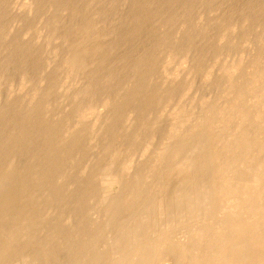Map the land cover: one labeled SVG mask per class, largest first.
I'll return each instance as SVG.
<instances>
[{
  "label": "bare ground",
  "instance_id": "bare-ground-1",
  "mask_svg": "<svg viewBox=\"0 0 264 264\" xmlns=\"http://www.w3.org/2000/svg\"><path fill=\"white\" fill-rule=\"evenodd\" d=\"M105 1L111 7L127 3L128 12L122 6L123 10H119L127 14L122 17L115 7L102 9ZM219 1L222 0L30 2L36 10L35 14L31 12L34 18L42 5L59 14L67 11L69 15H65L73 23L70 32L57 34L58 16L48 13L53 17L49 21L51 31L47 27L49 37L43 41L59 35L61 39L53 41L62 42L64 38L68 44L67 49L65 42L57 45L60 48L64 44L66 50L64 54L58 49L61 55L55 52L60 65L51 62V54L46 53L47 60L50 58L46 64L50 68L51 63L57 64L49 79L58 76L61 66L69 76L81 72L73 78L83 76L88 81L85 79L87 82L76 88L78 91L72 88V102L66 99L71 106L65 100L64 103L65 95L62 100L56 96L55 80L48 86L40 84L39 72L40 83L33 80V84L40 86L31 90L30 98L23 92L28 102L15 99L16 90L9 93L13 97L14 91L15 98L6 95L9 100L5 103L0 94V264H264V0H228L229 11L223 9L229 13L239 11L236 20L231 15L221 17L223 13L219 16L220 8L215 18L212 15L206 19L205 13L217 10ZM5 3L9 1L0 0V5ZM30 3L24 8L29 10ZM203 9L206 12L202 15ZM13 10L9 12L15 13ZM22 17L17 23L19 28ZM6 20H2L4 27ZM110 20H116L118 25H109ZM37 23V28L43 24ZM211 25L218 29L215 35L212 33L215 41L210 39V44L196 46L201 37L207 40ZM9 28L7 32L1 25L0 36L4 31L5 36L12 34L9 30L13 28ZM35 33L38 35L36 30ZM2 37L4 41L11 38ZM121 40L126 46L121 45ZM138 40L141 53L133 47L138 46ZM25 41L17 42L21 44L16 46L18 54H23L21 58L33 55L28 64L32 59L30 62L38 66L41 52L35 48L39 53H30L35 52L32 45L26 46L31 39L26 48L22 46ZM32 41L36 45L37 41ZM46 46L45 43L41 50L48 52ZM121 46L125 50L118 54ZM223 53L230 55L224 57ZM175 59L191 75L190 80L181 71L186 76H180L184 82L178 81V72H173L172 77L170 64ZM208 60L211 63L206 64ZM18 62L21 63L18 59L15 64ZM9 66L7 70L12 74ZM50 68L45 71L52 72ZM18 70L14 68L16 73L13 72L17 75ZM26 72L27 68L19 72L21 82L17 83L22 88L32 78V70L28 71L31 78ZM195 75L209 93L214 91L211 95L208 91L199 95ZM67 76L62 79L64 83L69 81ZM2 80L1 77L0 87L4 85L1 83L6 85ZM30 84L33 85L31 80ZM44 85L46 89L38 88ZM193 86L198 91L193 98L182 93ZM98 91L100 98L95 93ZM179 94L185 95L187 102L190 97L192 107ZM61 101L69 105L68 113L75 114L74 121L65 110L59 114L56 103ZM123 118L133 121L132 125L122 122ZM165 118L169 123L163 126ZM122 123L127 130H123ZM100 134L103 138L107 135L104 142H100ZM141 147L143 157L136 160L133 153L138 152L134 150ZM101 189L105 195L99 198Z\"/></svg>",
  "mask_w": 264,
  "mask_h": 264
},
{
  "label": "rangeland",
  "instance_id": "rangeland-1",
  "mask_svg": "<svg viewBox=\"0 0 264 264\" xmlns=\"http://www.w3.org/2000/svg\"><path fill=\"white\" fill-rule=\"evenodd\" d=\"M6 1H9V4H6V3H5V5H3V4L0 5V14L2 13V15H0V16H3V17H5L6 15H8V14H10V13L12 12V11H11V12H9V11L14 9V4L16 5V3L19 4L20 2H22V3L24 2V4H25V3H26L27 1H29V0H25L26 2H25L24 0H21L19 3H18V2L15 3V1H19V0H14V1L11 0L12 3L10 2V0H6ZM31 1H32V0H31ZM31 1H30V2H31ZM217 1H218V0H217ZM222 1H223V0H222ZM222 1H219V2H220V6H219L218 8H216L217 10H215V11L213 10V11H212V14H211V12H206V11H204V9H203V10H202V15L204 14V12H206V13H205V14H206V15H205V16H206V19H211V18L213 19V18H215V13H217L216 11H218L219 8H220V12L218 11V13H220L219 16H221V15L224 14V15L221 16V17L225 18L224 16L228 15V16H226V18H229V16L231 15V16L233 17V20H236L237 16L239 17V15H240L239 13H240V12L237 11V12H239L238 14H237L236 11H235V12L232 11V12H230V13H229V12H226V11H229V8H228L229 6L227 7V5H228L227 2H228V0H227V1L224 0L223 3H222V5H221V2H222ZM257 1H258V0H257ZM30 2H27V3H30ZM27 3H26L25 5H24V4H21V5L19 4L20 6H22L21 8H20L19 5H16V7H15L16 9L13 10V12H15V11H16V12H15V13H11V14L14 15V16H16L17 18H13V16H12L11 14L8 15V16H6V18L0 17V18H1V19H0V26L2 25V27L4 28V30L7 29L6 31L8 32V27L13 28V29L9 28V29H11V30H9V33H12V34H7V33H6V35H8L9 37L11 36V38H8V39H10L9 41L12 42V41L14 40L13 43H11V42H9V43H4V42H7L8 39H7L6 37H8V36H5V33H4V32H6V31L2 30V31H4V32H2L4 35L2 34L0 37L4 36V37H2V39H3V38H4V39L6 38L5 41H4V40H1V38H0V42L3 41V43H2L0 46H4L3 48L0 49V51H4V52H0V57L2 58V60H0V62L2 61V62L0 63V66H1V64H2V66H4V68H3L2 66L0 67V71H1V72H0V78L2 77V79H3L2 81H3V82H6V85H5V83H1V85H3V84H4V85L0 87V94H1V96L4 97V98L2 99V103H3V101H4V103L7 101V99L9 98L8 96H10V94L12 95V93H11L12 90H14V91L16 90L15 92L17 93L18 96L15 95L16 93L13 91V97L10 96V98H15V97H14V95H15V96H16L15 99L18 98L19 101L22 100V102H23V101H24V102H25V101L28 102V99L30 98L29 96H31V93H32L33 89L37 88V87H35V86H40V84H42V82H43V84H46V85H47L48 83L50 84V83H52V82H53V84H54V80H55V84H56V85L54 84V86L56 87L55 94H56V96H59V95H60V97H58V98H60L59 100H62V99H63V101L65 100V101L67 102V100L69 99V101L72 102V100H71V99H72V97H71L72 88H75V89H73L74 91H75V90L78 91V90L80 89V87L82 88L83 85H84L88 80L85 78L87 81L84 82L85 79H84V77L82 76L83 73H82V75H81V76H82V79H81V77H80V79H78L79 77H78V78L75 77L76 79L73 78L74 75L79 76L78 74H80L81 72H80V73H70V75H71V74H72V75L69 76V73L67 74V72L64 71L63 68H62V70L60 69L61 66L59 67V69H57V72H56V73H57L56 76H57V75L59 76V77L57 76V77L59 78V80H58L57 77H55L56 79L54 78V80L49 79V78L51 77V75H52L51 73H53V71H54V68H53V67H56L57 64L60 65V64H59L60 61L58 60V59H59V56H58V55L63 54V52H64V54H65V52H66L65 47H66V45H68V44H67V42L65 41V39L63 38V36H62V38H63L62 42H61V40H58V42H57V39H56V42H54V41H55L54 38H59V39H61V36H59V35H58L59 37H58V36H57V37L54 36L53 39L50 38L47 42H46V41H43V40H47L48 37H49L48 34H49V31H51V29H50V28H51V27H50L51 24H49V23H50L49 21H50L51 18H53V17L56 18V17L58 16V18H56V19L59 20V21L57 22V29H56V32H57V34H62L63 32H65V31H67V30H68L69 32L71 31L70 29L72 28V24H73L72 22H70V21H72V20H71V17H67V16L69 15V13L67 14V11H66V13H65L67 16L63 13L64 11H62L61 14H59V13H60L59 11H58L59 13H57L56 11H54V12L56 13V14H55L54 12H52L53 9L51 10V9L48 8L49 6H46V7L44 6V7H45V8H44V7L41 5V6H38V7H39V9H40V12H42V9H41V8H43V12L40 13L39 10H38L37 13H36L38 16L35 15V17L37 18V22H38V21H41V20H44V21H41V23H39V22L37 23L36 21H34V20H36V18H34V17H33L34 15L31 14L32 11H33L32 13L35 14V11H36V10H35V9H34V10L32 9V8H34V6H33L31 3L29 4V6H31V7H29L30 9L28 10V9H27L28 6H26V5H28ZM104 3H106V6H107V7H106V6L103 7V6H104ZM121 3H122V2H121ZM226 3H227V4H226ZM12 4H13V7H12ZM109 4H110V2L107 3V1H105V2H103V4L101 5V8H102V9H103V8H104V9H110V8L112 9V8L115 7V9L118 10V13H121V12H123V11H125V10H126V12H128V9H127V8H129V5H128L127 3H122L123 5L125 4V6H123L122 4H121V5H120V4H118V5L116 4L117 6H115V4H114L113 7H111V6H110L111 4H110V5H109ZM129 4H130V3H129ZM223 4H226V5H223ZM7 5H8V6H7ZM10 5H11V8H9ZM34 5H35V3H34ZM37 5H38V4H37ZM119 5H120V9L118 8ZM2 6H3V7L5 6L6 9L8 8L7 10L10 9V10L8 11V13H7V10H6V9L2 8ZM17 6H18V7H17ZM25 6H26L27 8H24ZM32 6H33V7H32ZM108 6H109L110 8H109ZM121 6H122V8H123L124 10L121 9ZM223 6H224V7H223ZM124 7H125V8H124ZM221 7H222V8H221ZM225 7H226V8H225ZM1 8H2V9H1ZM50 8H51V7H50ZM223 8H225L226 11H225ZM3 9H4V10H3ZM20 9H21V10L24 9V11H26L27 13H30L31 15L28 14L29 17L31 16L30 19H27V18H29L28 15H26V13H25L24 11H21ZM25 9H26V10H25ZM36 9H38V8L36 7ZM27 10H28V11H27ZM30 10H31V11H30ZM48 10H49V12H48ZM119 10H123V11H120V12H119ZM221 10H222V12H221ZM231 10H232V9H231ZM1 11H2V12H1ZM5 11H6V12H5ZM18 11H20V12L18 13ZM44 11H45V14H44ZM224 11H225V13H224ZM3 12H4V13H3ZM22 12H24V14H23ZM38 12H39V13H38ZM46 12H47V14H46ZM126 12H124V14H127ZM213 12H214V13H213ZM233 12H234V15H232ZM48 13L51 14L52 16H53V13H54V16L52 17L51 15H48ZM209 13H210V14H209ZM218 13H217V14H218ZM222 13H223V14H222ZM226 13H228V14H226ZM235 13H236L237 15H236ZM5 14H6V15H5ZM18 14H19V15H18ZM42 14L45 15V16H43ZM57 14H59V15L61 16V18H63V16H65V18H70V19H68V20L66 21L64 18L61 19V18L59 17V15H57ZM62 14H64V15H62ZM121 14H122V13H121ZM124 14H122L121 16H122V17L125 16ZM217 14H216V18H221V17L217 16ZM4 15H5V16H4ZM17 15H18V16H17ZM23 15H25V16H23ZM39 15H40V16L42 15L43 18H40ZM47 15H48V17H47ZM196 15L198 16L199 14H196ZM196 15H194L195 17H193V19H196ZM212 15H213V17L210 18V16H212ZM19 16H20V17H19ZM22 16H23L24 18H23ZM49 16H51V17L49 18ZM55 16H56V17H55ZM231 16H230V18H231ZM235 16H236V18L234 19ZM8 17H9V18L11 17V18H10L11 20H10ZM21 17H22V24H20V28H21V29H20V28L18 27L19 24H17V23H21V21H20ZM25 17H27V18H25ZM45 17H47V18H45ZM31 18H32V21H31ZM33 18H34V20H33ZM39 18H40V20H39ZM48 18H49V20H48ZM59 18H60V19H59ZM198 18L200 19L201 17L198 16ZM3 19H4V20H5V19H7V20L9 19L8 21H9L11 24H10L7 20H6V22H7L10 26H9L7 23L4 22L5 24H7V26L5 25V27H4V25H3V23H2V20H3ZM12 19L15 20V21L12 22ZM17 19H18V21H20V22L16 21ZM26 19H27V20H26ZM46 19H47L48 21H47ZM199 19H196V20H198V22H199ZM238 19H239V18H238ZM45 20H46V21H45ZM62 20H63V21H62ZM64 20H65L66 23L64 22ZM196 20H195V22H194V20H193V22H194V23H197ZM24 21H27V22H26V25H25ZM28 21H29V22L31 21V22H30L31 25H29V22H28ZM110 21H111V22H110L109 25H113V24L118 25V23H116V20H115V21H114V20H110ZM33 22L37 23V25L42 24V23H43V24L45 23V24H44V25L42 24V25H40L39 28H37L38 26H36L35 23L33 24ZM46 22H48V23H46ZM59 22H62V23H60L61 25L58 24ZM68 22H69L70 24H69ZM14 23H15L16 25H14ZM27 23H28V25H27ZM112 23H113V24H112ZM64 24H65L66 26H65ZM23 25H24V26H23ZM33 25H34V26H33ZM47 25H48V26H47ZM14 26H15V28H14ZM22 26H23V27H22ZM42 26H44V27H42ZM58 26H59V27H58ZM62 26H63V29H62ZM69 26H70V27H69ZM113 26H114V25H113ZM17 27H18V29H17V30H14V29H16ZM24 27H25V28H24ZM26 27H27V29H26ZM32 27H34V28L36 27V28H37V29L35 28V30H36V32L38 33V35H39V33H42V34H40L41 36L39 35L40 38H38V35L35 33V30H34V28H32ZM41 27H42V28H41ZM47 27L50 29L49 31L47 30ZM22 28H23V29H26V30H23ZM28 28L30 29L29 31H28ZM40 28H41V29L44 28V29H43V32H42V30H40ZM211 28H212V29H211ZM214 28H216V27H215V26L213 27L212 25L210 26V30H211V31H209L208 34L211 35L212 37H210L209 35H208V37L206 36V37H207V40H206V39H203V37H201V38L198 37L197 39H195V40H198V39L200 38L199 41L195 42L196 46L201 47V46H204V45H206V44H210V42H211L212 40L215 41V39H213V37L215 38V36H213V34L215 35V33H217L218 29L215 30ZM38 29H39L40 31H38ZM64 29H65V30H64ZM13 30H14V31H13ZM20 30H22V31H21L22 33L20 32ZM44 30H45V31H44ZM46 30H47V32H46ZM60 30H61V31L63 30V31L60 32ZM212 30H215V31H212ZM24 31H25V32H24ZM26 31H27L28 34H30L29 36H28V34L26 33ZM30 31H31V33H33L32 35H31ZM33 31H34V32H33ZM58 31H59V32H58ZM13 32H15V38H14V33H13ZM214 32H215V33H214ZM24 33H25V34H24ZM212 33H213V34H212ZM12 35H13V37H12ZM26 35H27L28 37H27ZM35 35L37 36L38 40H39V39H40V40L42 39L41 41L39 40L40 43L38 42V40H36L37 38H35ZM42 35H43V36H42ZM30 36H31L32 38H31ZM46 36H47V37H46ZM26 37H27V39H26ZM33 37H34V39H33ZM41 37H42V38H41ZM44 37H45L46 39H45ZM204 38H205V36H204ZM11 39H12V40H11ZM16 39H17V40H16ZM20 39H21V40H20ZM24 39L26 40V41H25V44H23V43H24ZM30 39H31V41H32V40L37 41V42H36V45H37V46L35 45V43L32 44L31 41L29 42ZM210 39H212V40H210ZM27 40H28V41H27ZM53 40H54V41H53ZM145 40L148 41L147 39H145ZM201 40H202V41H201ZM203 40H204V43H198V42H203ZM209 40H210V42H209ZM35 41H32V42H35ZM49 41H50V43L53 42L55 45L52 44V43H51L52 45H50ZM206 41H207V42H206ZM17 42H23V43H22V46H24L25 48H26V46H29L28 48H30L31 45H32L31 49L34 48L33 50L35 51V52H30V53H32V54H33V53H35V54L39 53V52H36V50H37V51H40L41 53H43L42 55H41V53L38 54L39 57H42V60H41L42 62L39 63L38 66H34V65L32 64L33 62L31 61L32 59H30V61L32 62V63H31V62L29 61L30 65H31V66H30V65L28 64V60H29V58H33V55L30 54V55H32V56H31V57L29 56V58H28V55L25 53V54L27 55V58H28V59L26 58V55H25V58H24V56H23V58H21L23 54H21V52H19L20 54H18V48L20 47L21 44L19 43V44H20V45H19ZM28 42H29V44L26 45V43H28ZM41 42H42V43H41ZM43 42H44V43H43ZM60 42H61V43H63V42L66 43V44H65V47H63L64 44H61V47H60V48H61V51L64 50L63 52H61L60 50H58V49H60V48H58ZM123 42H124V41L121 40V45H125ZM15 43H16V45H15ZM45 43L47 44L46 48H47L48 52H47V51L44 52L46 49H45V50L43 49L44 51L41 50L42 48L45 47ZM56 43H58V44H56ZM197 43H198V44H197ZM3 44H4V45H3ZM5 44H6V45H5ZM8 44H11V45H8ZM42 44H43V45H42ZM137 44H138L137 47H135L136 44H134L133 47L136 48L137 51L139 50V52H140V51H141L140 49H141L142 44L139 43V40H138V43H137ZM13 45H15V46H14L15 48L13 47ZM17 45H18V48L16 47ZM25 45H26V46H25ZM33 45H35V46H33ZM38 45H39V46H38ZM48 45H49V46H48ZM53 45H54V46H57V45H58V46H57V48H56V47L54 48ZM148 45H149V43L146 44V46H148ZM200 45H201V46H200ZM6 46H7L8 48H7ZM43 46H44V47H43ZM50 46H51V47H50ZM125 46H126V45H125ZM146 46H145V47H146ZM12 47H13L14 50H13V49L11 50ZM37 47H38V49H37ZM121 47L123 48L124 46H121ZM121 47H119V50H120ZM9 48H10V49H9ZM28 48H27V49H28ZM35 48H36V50H35ZM50 48H52V50H50ZM63 48H64V49H63ZM139 48H140V49H139ZM2 49H3V50H2ZM31 49H30V50H31ZM53 49H54V53H52V52H53ZM55 49H57V50H55ZM66 49H67V47H66ZM16 50H17V51H16ZM122 50H125V48H123V49H121L120 51H118V54L123 53V52H121ZM142 50H143V49H142ZM7 51H8V52H7ZM14 51H16L17 53L15 54ZM58 51H59V52H58ZM137 51H136V52H137ZM12 52H13L15 55H12ZM49 52H51V53H49ZM55 52L58 53V55L55 54ZM60 52H61V53H60ZM120 52H121V53H120ZM1 53H2L3 55H1ZM9 53H11V54L9 55ZM46 53H47L48 55L51 54V55H53L54 57H55V56L58 57V58L55 57L57 60H56V59L53 60L54 57H52L51 55L49 56L50 58H53V59L51 60V62L55 61V63H57L56 66H55V63H54V64L51 63V68H52L53 70H51L52 72L49 71L50 73H49V72H46V71L48 70V69L46 70V68H48V67L50 68V66H48L49 63L46 64V61L48 62V61L50 60V58H49V60H47V59H48V58H47L48 55H47ZM59 53H60V54H59ZM140 53H141V52H140ZM233 53H234V51H233L231 54H233ZM17 54H18V56H16ZM224 54H225V53H223V56L226 57V55H227L228 53H226V55H224ZM4 55L7 56V59H6V56L3 57ZM20 55H21V56H20ZM40 55H41V56H40ZM221 55H222V54H221ZM221 55H220V56H221ZM229 55H230V54H228L227 56H229ZM233 55H234V54H233ZM8 56H9V57H8ZM10 56H11V57H10ZM12 56H13V57H12ZM15 56H16V59H14ZM19 56H20L21 59L18 58ZM43 56H44V57L47 56V57L44 58ZM224 57H223V58L221 57V58H222V59H225ZM1 58H0V59H1ZM4 58L6 59V61L3 60ZM9 58H11L12 60L9 59ZM8 59H9V60H8ZM18 59H19V61L21 62V63H19V62H18V63H19L20 65H21V64H22V65L24 64V65H23L24 68L21 67L22 65H21V66H19V64L16 65ZM22 59H24L25 63H23L24 61H23ZM26 59H27V61H26ZM43 59H46V60L43 61ZM7 60H8V62H9V64H10V66L8 65V66L10 67V70H13V71H14V68H15V70L20 69L21 71H24V70H26V68H27V72H26L25 74H26V75L28 74L29 77H30V73L33 72V73L31 74V77H32V78L30 77L31 79H29V83L26 82L27 85H26L24 88H22V87L17 83V82H21V75H20V73H19V72H21V71H20V70H18L19 72L17 71V75L19 74V75H18L19 77H16V76H17V75L15 74L16 71H14L15 73H14L13 71H11L12 74H13V75H12V74L8 71L9 69L7 70V67H8V66H7V64H8V63H7ZM14 60H15V61H14ZM175 60H176V62H175ZM175 60H174V62L172 61V62H173V65L170 64V70H171V72H172V74H171L172 77H174L173 75L175 74V72H178V73H179V71H181V72H185V69L183 70V69H182V66H180V65H181V64H180V60H179V61H177L178 59H175ZM209 60H210V59H209ZM209 60L206 61V64H207V63H211V61H209ZM12 61H14V62H12ZM56 61H58L59 63L56 62ZM4 62H5V63H4ZM15 62H16V64H15ZM49 62H50V61H49ZM172 62H171V63H172ZM177 62H179V63H177ZM26 63H27V64H26ZM14 64H15V67H14ZM40 64H41V67H40ZM42 64H45L44 66H46V68L44 67V69H43V65H42ZM179 64H180V65H179ZM26 65H27V66H26ZM32 65H33V66H32ZM49 65H50V64H49ZM6 66H7V67H6ZM12 66H13L14 68H13ZM16 66H17V67H16ZM18 66H19V68H18ZM25 66H26V67H25ZM28 66H29L30 68H28ZM5 67H6V70L4 71ZM11 67H12V68H11ZM20 67H21L23 70H22ZM36 67H40V69H42V71H41L39 68H36ZM31 68H32V69H31ZM33 68H34V70H33ZM51 68H50V69H51ZM30 69L32 70V72H31ZM38 69H39L42 73H40V71H39ZM181 69H182V70H181ZM37 70H38V71H37ZM45 70H46V71H45ZM3 71H4V72H3ZM28 71H30V73H29ZM36 71H37V72H36ZM59 71H62V72H59ZM63 71H64V72H63ZM35 72H36V74H35ZM38 72H39L40 75L42 74V75H41V78H42V80L44 79L45 81H42V80L39 78L40 75L38 76V74H37ZM43 72H44V75L46 74L48 77H47L46 75L44 76V75H43ZM173 72H174V74H173ZM3 73H5V74H3ZM7 73H9V74H7ZM58 73H61V74L63 73V74L61 75V74H58ZM186 73H187V74H186ZM33 74H34V75H33ZM48 74H50V75H48ZM66 74H67L68 76H67ZM179 74H181V75H179V76L177 77L178 81H179V79H180V81H183V82H184L186 76H187V78L190 76V77L188 78V80L191 79V75H189L187 71L185 72V75H186V76H183V73H179ZM15 75H16V76H15ZM28 75H27V78H29ZM36 75H37L38 79H37V78L34 79ZM63 75H64V77H63ZM171 75H170V77H169V80H171V78H172ZM200 75H201V78H202V74H199V75L197 74V76H199V77H200ZM10 76H11V77H10ZM13 76H15V78H17V79L20 80V81H18L17 79L15 80ZM42 76H43L44 78H43ZM65 76L72 78V80H70V78H69V81H66V83H69V86H70L69 88H68V85H67L66 83H64L65 80H62V79H65ZM180 76L185 77V78H184V79L182 78L183 80H181V77H180ZM195 76H196V75H195ZM195 76H194V77H195ZM197 76H196L195 79H194V78H193V79L195 80L194 83H195V82H198V84L196 83V85L198 86V89H197V90L200 91V89H201V91H200L201 93L198 92V91H195L197 87L194 89V86H193L192 88L190 87L192 91H191L190 88H189V90H190L191 92H190V91L188 92V89L185 90V91H187L188 93L185 92V91L182 92V93H185L186 96L189 95V96H191V97L193 98V96H195V93H194V92H198L199 95L203 93L202 91L205 92V93H204L205 95H206V93H207L206 91H208V93H209V89H208V87H205L204 84H202V83H203V82H202V79H201V78L199 79V77L197 78ZM3 77H4V78H3ZM33 77H34V78H33ZM45 77H47V78H46L47 81H48V79H49V82H46ZM61 77H62V78H61ZM67 77H66V79L68 80ZM11 78H12V79H11ZM19 78H20V79H19ZM60 78H61V79H60ZM10 79H11V81H8V80H10ZM52 79H53V78H52ZM6 80H7V81H6ZM12 80H13V81H12ZM30 80H31V83H32V84H33V83L35 84L34 81H36V80H37L38 83H40L39 80H41V83H40V84H36V85H34V84L31 85V84H30ZM33 80H34V81H33ZM61 80L63 81V85H62V83L59 84V82H60ZM74 80H75V82H74ZM76 80H77V81H76ZM79 80H80V82H79ZM82 80H83V81H82ZM167 80H168V79H167ZM197 80H198V81H197ZM199 80H201V81H199ZM2 81H1V82H2ZM32 81H33V82H32ZM51 81H52V82H51ZM62 81H61V82H62ZM70 81H71V82L73 81V82L70 83ZM186 81H187V79H186ZM186 81H185V82H186ZM56 82H57V83H56ZM77 82H78V83H77ZM81 82H82V83H81ZM201 82H202V83H201ZM8 83H9V84H8ZM10 83H14V84H11L12 86H14V89H13V87L10 85ZM74 83H75V85H74ZM79 83H81L82 85L79 84ZM83 83H84V84H83ZM7 84H8V85H7ZM15 84H16V85H15ZM20 84H21V83H20ZM43 84H42V85H43ZM64 84L67 86L68 89L66 88V86H64ZM70 84H71V85H70ZM77 84H78L79 87L77 86ZM9 85H10V88L8 89ZM42 85H41V86H42ZM46 85H44L43 87H38V88H39V89L42 88V90H44L43 88L45 87V89H46L47 86H48V85H47V86H46ZM58 85H59L60 87H58ZM194 85H195V84H194ZM199 85H200V88H199ZM15 86H17V87H15ZM18 86H19V87H18ZM30 86H31V87H30ZM33 86H34V87H33ZM2 87H3V88H2ZM4 87H5V88H4ZM20 87H21L22 89H21ZM62 87H63V88H62ZM201 87H203V88H201ZM204 87L207 88V89H205ZM6 88H7V89H6ZM15 88H16V89H15ZM19 88H20L21 91L19 90L20 93L18 94L17 91H18ZM27 88H29V90H27ZM59 88H62L63 93H61L62 91H60ZM70 88H71V89H70ZM76 88H79V89L77 90ZM2 89H3L4 92L2 91ZM4 89H5V90H4ZM24 89H25V90H24ZM58 89H59V90H58ZM63 89H64V90H63ZM65 89H66L67 91H66ZM69 89H70L71 92H68ZM202 89H203V90H202ZM22 90H24V91H22ZM31 90H32V91H31ZM57 90H58V91H57ZM6 91H7L8 94H6ZM9 91H10V92H9ZM27 91H29V92L31 91V92L29 93V92H27ZM65 91H66V92H65ZM210 91H211V92L209 93V95H211V94L214 92L213 90H210ZM23 92H24V94L28 93V97H29V98L27 97V95H25V97H27L26 100H25L24 97H23V95H24ZM25 92H26V93H25ZM57 92H58V93L60 92V93L58 94ZM64 92H65V93H64ZM67 92L70 93V95H67V94H68ZM9 93H10V94H9ZM21 93H22V96H21ZM66 93H67V94H66ZM95 93L98 95V94L100 93V91H98V93H97V92H95ZM182 93H181V94H182ZM208 93H207V94H208ZM3 94H4V95H3ZM96 94H94V95H95L94 98L97 97ZM101 94H103V93H101ZM181 94H179V95L182 96ZM187 94H188V95H187ZM191 94H192V95H191ZM6 95H8V96H6ZM64 95H65V97H63ZM179 95H178V96H179ZM196 95H197V93H196ZM20 96H21V97H20ZM61 96L63 97L62 99H61ZM98 96H99V98H100V95H98ZM180 96H179V97H180ZM184 96H185V95H184ZM184 96L181 97V100H182V99H183L182 101L185 100L186 103H185V102H184V103L188 105L189 102H191L192 100L189 101V99H190V97H189V98H188V102H187V100L184 98ZM6 97H8V98H6ZM19 97H20V98H19ZM179 97H178V99H180ZM1 98H2V97H1ZM5 98H6V99H5ZM21 98H23L24 100L21 99ZM58 98H57V101H59ZM99 98H98V99H99ZM192 98H191V99H192ZM66 99H67V100H66ZM95 99H96L97 102H98V99H97V98H95ZM176 99H177V97H176ZM8 100H9V99H8ZM86 100H88V99H86ZM86 100H83V102L85 103ZM63 101H61V104L59 103L60 101L57 102V103H59V104L56 103V106H57V105L59 106V108H57V109L59 110V114L66 113V112H63L64 110L67 111V113H68L70 107H67V106H69V105L71 106V102L68 101V102H67V103L69 104V105H68L67 103L64 104L65 101H64V103L62 104ZM26 102H25V103H26ZM95 102H96V101H95ZM97 102L95 103V105L98 104ZM62 105H63V106L66 105L65 108L61 107ZM85 105H86V104H85ZM189 105L191 106L192 104L190 103ZM97 106H99V107H97L98 109H102V107H101L99 104H98ZM84 107H85V106H83V108H84ZM191 107H192V106H191ZM97 108H95V109H97ZM61 112H62V113H61ZM96 112H97V111L95 110V114H97ZM100 112H101V111H100ZM100 112H99V110H98V113H100ZM68 114H70V118L74 121V120H75V114H73V113H68ZM73 115H74V116H73ZM88 115H89V114H88ZM88 115L86 116L87 119H88L90 122H92V121H93L92 119H93L95 116L93 117L92 114H90L91 117H92V119H91V118H89L90 115H89V117H88ZM55 116H58V115H54L53 117H55ZM72 116H73V118H72ZM87 119H86V120H87ZM165 119H166V120H165ZM165 119H163L162 122H161V125H163V126H166V125L169 123V119H168V118H165ZM88 120H87V121H88ZM91 120H92V121H91ZM123 120H125V121H122V122L127 123V125L129 124L128 126L132 125V124H130V123H132L133 121L130 122V119L128 120L127 118H126V119L123 118ZM126 120H127V122H126ZM167 120H168V121H167ZM89 121H88V122H89ZM128 121H129V123H128ZM164 121H166V123L163 124ZM125 123H124V124H125ZM124 124L122 123V127L125 126V128L123 127V130L125 131V130H127V129H126V125H124ZM128 126H127V128L129 129ZM122 127H121V128H122ZM164 128H165V127H164ZM121 130H122V129H121ZM123 130H122V131H123ZM103 136H104V135H102V137H101V134H100V136H99V137H100V140H101L100 142H104V141L106 140V138H107L106 136H107V135L105 136V138H103ZM101 138H102V139H101ZM92 144H93V143H91L90 145H92ZM138 149H139V148H137V150H134V152H138L137 154L135 153V155H134V153H133V157L135 156V157H134L135 159H136V157H137L136 160H138L139 158L141 159V158L143 157L142 154H144V152H142V150H143L142 147H141V150L139 149V151H138ZM94 150H95V149H93V151H91V152L95 153ZM139 152H140V154H139ZM141 153H142V154H141ZM139 156H142V157H139ZM89 161L91 162V159H89ZM87 163H89V162L87 161ZM99 174H100V172H99ZM68 186H70V185H68ZM99 191H100V192H98V193H99L100 195L98 194V196H99V198H100V197L102 198V197L105 195V194H104L105 191H104V189H101V190H99ZM66 208H68V207L66 206Z\"/></svg>",
  "mask_w": 264,
  "mask_h": 264
}]
</instances>
